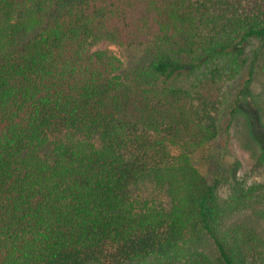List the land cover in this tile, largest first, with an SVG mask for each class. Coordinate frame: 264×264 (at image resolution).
Instances as JSON below:
<instances>
[{"label": "trees", "instance_id": "obj_1", "mask_svg": "<svg viewBox=\"0 0 264 264\" xmlns=\"http://www.w3.org/2000/svg\"><path fill=\"white\" fill-rule=\"evenodd\" d=\"M235 41L264 73V0H0V264H264L259 199L221 205L194 165ZM150 44L171 58L123 80L109 47ZM183 59L210 68L194 90L168 84Z\"/></svg>", "mask_w": 264, "mask_h": 264}, {"label": "rangeland", "instance_id": "obj_2", "mask_svg": "<svg viewBox=\"0 0 264 264\" xmlns=\"http://www.w3.org/2000/svg\"><path fill=\"white\" fill-rule=\"evenodd\" d=\"M257 44L252 41L238 46L235 41L225 51V57L219 59L234 68V74L221 92L215 137L195 155L194 165L207 182L214 178L228 179L229 185L220 194L221 205L233 204L231 198L241 195L259 199L258 204L248 208L244 215L264 240V168H254L264 151V73L255 69L251 61ZM109 50L122 64V79L130 83L150 82V64L160 58H171L161 44L110 46ZM180 62L184 68L174 74L168 84L194 90L210 68H205L203 59ZM214 66L219 70L227 68L219 61ZM228 73L231 72H225ZM221 79L225 81L224 74ZM135 195L148 203H166V196L152 184L142 185Z\"/></svg>", "mask_w": 264, "mask_h": 264}]
</instances>
